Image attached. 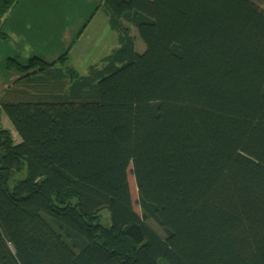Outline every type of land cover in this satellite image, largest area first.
<instances>
[{"label":"trees","instance_id":"obj_1","mask_svg":"<svg viewBox=\"0 0 264 264\" xmlns=\"http://www.w3.org/2000/svg\"><path fill=\"white\" fill-rule=\"evenodd\" d=\"M98 9L118 46L85 72L6 61L0 264H264V0Z\"/></svg>","mask_w":264,"mask_h":264},{"label":"crops","instance_id":"obj_2","mask_svg":"<svg viewBox=\"0 0 264 264\" xmlns=\"http://www.w3.org/2000/svg\"><path fill=\"white\" fill-rule=\"evenodd\" d=\"M100 2L101 0H18L4 23L0 24V30L5 33V38L0 37V64L6 68V61L11 58L24 63L32 55L52 61L67 50L70 59L69 49L72 46L74 53L82 50V56L88 55L84 56L86 65L95 63L93 55L98 45L96 42L86 44L85 41L96 39L97 22L102 24L99 32L106 29L109 31V42L101 44L107 49V53L118 46V38L115 37L107 16L98 9ZM7 74V80L0 74V84L1 80L3 82L0 89L17 76L11 69L5 75Z\"/></svg>","mask_w":264,"mask_h":264},{"label":"rangeland","instance_id":"obj_3","mask_svg":"<svg viewBox=\"0 0 264 264\" xmlns=\"http://www.w3.org/2000/svg\"><path fill=\"white\" fill-rule=\"evenodd\" d=\"M102 26V24L100 22H97V29H96V33H95V36H96V39L95 40H90V41H85L86 44H90V43H94L96 42L98 47L96 48V53L93 55V59L95 60V62L101 58L104 54L107 53V49L104 48V46H101V44L103 42H109V31L108 29H106V31H100L99 32V28ZM105 32V33H104ZM111 33H112V38L113 40L115 39V37H117L116 33H115V37H114V34L112 32V29H111ZM103 36H105V38H103ZM88 38V36L86 37ZM83 43V42H81ZM113 43V42H112ZM78 46L80 45V42H78L77 44ZM87 49V48H86ZM66 50V49H65ZM69 54H70V59H69V62H70V65L73 66L74 68H76L78 71L80 72H85L86 71V68L88 65H86L84 62V60H86V58H84V56H88V55H84L82 56V50H78L74 53L73 51V46L71 49H69ZM67 56H68V50H67ZM69 57V56H68ZM82 57V58H81ZM80 59H82L83 61H80ZM92 64V63H91ZM4 68V66H2L0 64V74L2 76H7L5 75L6 74V70ZM2 80H1V84L0 86L2 85ZM99 94H100V99L102 100H111V99H114V98H118V99H121L118 95H116L112 90L106 88L104 85H100V89H99ZM1 122H2V125L4 127H9L11 130H12V125L11 123L9 122L8 118L6 117V115L4 114L3 111H1ZM13 132V130H12ZM129 183H130V187H131V193H132V197H133V200L135 202V208L136 210H138V212L140 211L138 205H137V202H136V184H135V181H134V178L132 175L129 174ZM153 224V223H152ZM154 225V224H153Z\"/></svg>","mask_w":264,"mask_h":264}]
</instances>
